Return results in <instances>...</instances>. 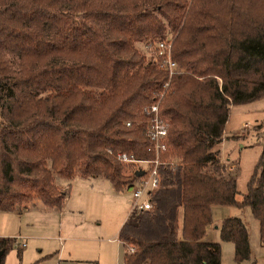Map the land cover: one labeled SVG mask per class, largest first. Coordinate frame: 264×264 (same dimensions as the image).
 <instances>
[{"label":"trees","instance_id":"trees-1","mask_svg":"<svg viewBox=\"0 0 264 264\" xmlns=\"http://www.w3.org/2000/svg\"><path fill=\"white\" fill-rule=\"evenodd\" d=\"M164 37L180 69L170 76L135 46ZM164 82L158 113L177 164L151 208L120 225L123 263L220 264V243L202 239L214 204L249 206L264 245V146L240 198L238 171L219 158L230 106L264 95V0H0V210L60 206L54 174L127 187L114 154L153 155L142 107ZM219 231L235 261L250 257L241 217ZM14 245L19 257L0 236V264Z\"/></svg>","mask_w":264,"mask_h":264},{"label":"rangeland","instance_id":"rangeland-1","mask_svg":"<svg viewBox=\"0 0 264 264\" xmlns=\"http://www.w3.org/2000/svg\"><path fill=\"white\" fill-rule=\"evenodd\" d=\"M135 46L149 57L143 52L141 41H137ZM223 137L225 140L219 144L220 162L226 159L233 166V171H238L237 198H240L264 146V95L230 106ZM120 169L122 175H128L129 166L120 164ZM62 184L67 192L62 219L56 210L43 208L38 200L30 208V228L25 231L30 237H26L24 246L20 245V256L16 255L14 245L5 253L2 263L123 264L124 248L117 237V230L122 221L134 223L139 214L128 210L129 190L115 192L103 178L89 179L78 175ZM229 207L233 211L231 214L239 215L248 226L250 257L234 260L233 242L221 239L218 229L222 208H214L213 220L206 230L213 236L210 238L220 242V264H264V246L259 242L257 222L249 206Z\"/></svg>","mask_w":264,"mask_h":264},{"label":"built area","instance_id":"built-area-1","mask_svg":"<svg viewBox=\"0 0 264 264\" xmlns=\"http://www.w3.org/2000/svg\"><path fill=\"white\" fill-rule=\"evenodd\" d=\"M143 52L149 56L153 62L165 69L170 76L180 71L175 61L170 57L171 38L164 37L156 40H144L141 42ZM164 82L163 89L157 94L156 99L142 107L147 118L144 122V134L148 139V149L153 155L149 158H138L127 151H117L114 158L123 165L129 166L128 175H132L128 183L130 192L129 212L138 213L151 208L150 193L161 185V172L165 169H172L177 164V159L168 153L166 124L158 113V103L166 88ZM128 125L129 122L125 121ZM226 171H233V166L222 159ZM136 169H141L140 175H134ZM14 237L16 245H23ZM127 251L132 250V246L126 247Z\"/></svg>","mask_w":264,"mask_h":264},{"label":"crops","instance_id":"crops-1","mask_svg":"<svg viewBox=\"0 0 264 264\" xmlns=\"http://www.w3.org/2000/svg\"><path fill=\"white\" fill-rule=\"evenodd\" d=\"M223 140H225L224 137H223L222 141ZM74 175H78V176H81L83 178H89V179L90 178L91 179H95V178L100 177V178H103L105 180V182H107V186L111 187L109 181L107 179H105L101 175H84V176H82V175L77 174V173L74 174ZM72 177H70V178H63V177H61V176H59L57 174H54L53 179H54V183L59 188L65 189L62 183L65 182V181H67V180H70ZM122 190H128V187L125 188V189L122 188L120 190H114V191L116 192V191H122ZM66 196H67V192H66L64 198L62 199V202H61L60 206H58V207L57 206H51V205L44 204L38 198H31V199H28L26 201L21 202L20 205H19V207H18V209H13V210H0V236H4V235L7 236V235H9V236L16 237L19 241L23 242V246H24L25 245V239H26V237H30V234H25V231H26L27 228H30V208H32L31 206H34L38 202V200H39L41 202L40 204H42L41 206L43 208H45L47 210H56L57 211V214L59 215V219L61 220L62 217L65 214V211H64L63 207H64V202L66 200L65 199ZM229 206L230 205H218V204L211 205L210 206V222L213 220L212 214H213V209L214 208H222L221 211H220L221 212V215H220L221 221L226 216H231V215L239 216L237 214H231V213H233V211L230 210V207ZM23 216H26V217H25L24 220H21V218ZM255 220L257 222L258 235H259V222H258V220L256 218H255ZM123 222L124 221H122L119 224V227H120V225ZM209 223L207 224V226L205 228V231L206 232L204 233L202 239L203 240H206V241H216V240H213L212 238H210V237H213V236H210L208 234V231L206 230L209 227ZM219 226H220V224H219ZM219 226H218V229H219ZM246 226H247V224H246ZM119 227H118V229H119ZM214 227H216V226H214ZM247 228H248V226H247ZM117 234H118V230H117ZM120 242H121V240H120ZM259 242H260V237H259ZM249 244H250V237H249ZM260 244H261V242H260ZM262 246H264V245H262ZM122 262H123V259H122Z\"/></svg>","mask_w":264,"mask_h":264},{"label":"water","instance_id":"water-1","mask_svg":"<svg viewBox=\"0 0 264 264\" xmlns=\"http://www.w3.org/2000/svg\"><path fill=\"white\" fill-rule=\"evenodd\" d=\"M142 173V170L141 169H136L134 171V175H140Z\"/></svg>","mask_w":264,"mask_h":264}]
</instances>
